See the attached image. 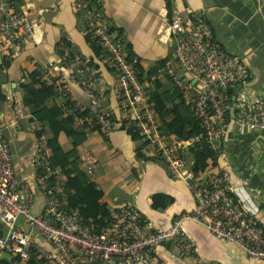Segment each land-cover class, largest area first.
I'll return each instance as SVG.
<instances>
[{
	"label": "built area",
	"instance_id": "built-area-1",
	"mask_svg": "<svg viewBox=\"0 0 264 264\" xmlns=\"http://www.w3.org/2000/svg\"><path fill=\"white\" fill-rule=\"evenodd\" d=\"M75 8L83 12L88 38L96 44L99 60L117 77L118 112L107 105V87L100 74L66 40L57 45L59 62L35 67L42 80L60 97L63 114L71 117L74 125L86 123L88 132L98 125L104 133L122 127L140 134L156 148L173 176L185 182L195 206L177 215L165 228L154 226L130 202L114 208L102 224L86 219L77 208L68 206L62 194V176L44 162L49 147L43 127L33 120L42 149L37 165L41 162L45 170L34 187L16 179L10 142L0 129V256L9 253L25 261L34 249L44 264H86L94 260L114 264L115 258L161 264L152 258L153 249L160 244L175 242L183 253L196 254V244L184 225L190 220L216 238L239 245L249 258L264 260V224L234 194L229 154L221 144L230 121L240 132L249 129L264 133V96H251L245 88L249 71L242 59L219 45L203 13L188 22L173 13L169 23L170 53L161 66L142 78L136 59L129 57L124 34L98 17L94 7L87 6V0H76ZM33 40L34 21L17 11L15 0H0V48L5 58H12ZM164 76L173 80L193 111L204 141L216 158L215 170L208 172L203 181L197 178L189 152L200 136L183 139L167 135L161 128L150 92ZM71 84L83 88L88 104L75 99ZM19 106L15 110L21 118ZM80 159L90 173L96 157L83 153ZM50 174L55 175L52 186L47 182ZM35 190L45 196L38 212L31 208ZM19 218L39 235L40 241L17 225Z\"/></svg>",
	"mask_w": 264,
	"mask_h": 264
},
{
	"label": "crops",
	"instance_id": "crops-1",
	"mask_svg": "<svg viewBox=\"0 0 264 264\" xmlns=\"http://www.w3.org/2000/svg\"><path fill=\"white\" fill-rule=\"evenodd\" d=\"M15 1L17 11L24 12L34 21V40L26 42L12 58H5V51L0 48V129L10 142L16 179L34 187L42 149L40 132L32 121L40 123V118L48 111L43 108L32 115L22 106L19 84L24 74L36 66L59 62L61 55L57 45L66 40L73 44L87 65L100 74L107 87V105L116 114L118 81L115 73L99 60L96 44L89 41L83 12L75 8L76 0ZM94 9L98 17L124 34L128 54L136 59L142 78L161 66L170 53L172 37L169 23L172 14L188 22L193 16L203 13L214 39L247 66L249 78L245 88L250 95L264 96L262 0H96ZM160 84L158 82L156 86ZM70 91L78 102L88 104V96L80 85L71 84ZM52 101L59 102L60 97L55 96ZM16 105H20L21 118L15 110ZM58 141L64 151L72 147L70 137L64 132L59 133ZM141 141L145 140L141 137ZM146 143L141 148L143 156H138L137 142L128 129L119 127L108 133L96 128L89 131L78 146V152L79 157L83 153L96 157L90 173L81 162V168L89 174L94 186L85 187L82 202L88 207L103 203L110 213L120 204L130 202L154 226L165 228L177 215L192 211L195 199L185 182L173 176L156 148ZM221 144L229 154L234 194L239 199L245 198L252 209L250 213L264 224V133L249 129L240 132L238 126L230 121ZM208 162L207 167L197 174L199 181L215 170L212 160ZM34 194L31 208L38 212L45 203V196L38 190ZM165 198H169L166 206ZM17 225L30 231L34 240L40 241L39 235L30 230L21 218ZM184 225L196 244V254H185L175 242H167L153 249L155 262L264 264V260L249 258L239 245L216 238L196 222L187 220ZM12 256L4 255L3 258L11 259ZM86 264L103 263L94 260ZM114 264L143 263L115 258Z\"/></svg>",
	"mask_w": 264,
	"mask_h": 264
},
{
	"label": "trees",
	"instance_id": "trees-1",
	"mask_svg": "<svg viewBox=\"0 0 264 264\" xmlns=\"http://www.w3.org/2000/svg\"><path fill=\"white\" fill-rule=\"evenodd\" d=\"M95 5L96 0H87V6L95 7ZM95 50L98 54L96 46ZM129 57H131L130 54ZM41 77V72L34 68L24 74L19 87L21 88L22 106L26 107L30 114L34 115L43 108L48 111L39 120L44 127L43 133L49 147V154L43 160L51 170H57V174L62 176V194L67 199L68 206L77 208L86 219L91 218L102 224L104 218L108 217L110 213L108 207L103 203L88 207L82 202L85 187L94 186L89 174L81 168L78 152V146L85 140L88 133L87 124L74 125L72 118L63 114L59 102L52 101L53 97L57 95ZM160 80V86H156L150 93L154 109L160 117L162 130L167 134L172 133L183 139L194 135L200 136L189 147L196 172L199 173L204 170L209 164V160H212V166L216 165V158L204 141L203 131L196 120V116L181 98L173 80L168 76H164ZM169 105L171 106L169 107ZM96 129L100 130L98 125ZM129 131L132 138L137 142V155L143 156L141 148L147 144L146 141H141L140 134ZM60 132H64L71 139L72 147L67 151H64L59 144L58 135ZM43 174H45V170L40 162L36 167V178ZM54 181L55 175L50 174L47 178L48 185L52 186ZM168 202L169 198H165L164 206ZM0 264H44V261L37 256L34 249H31L30 256L25 261H20L19 258L12 256L11 259L0 258Z\"/></svg>",
	"mask_w": 264,
	"mask_h": 264
},
{
	"label": "water",
	"instance_id": "water-1",
	"mask_svg": "<svg viewBox=\"0 0 264 264\" xmlns=\"http://www.w3.org/2000/svg\"><path fill=\"white\" fill-rule=\"evenodd\" d=\"M262 2H263V5H264V0H262ZM240 200L243 202L244 206H245L249 211L252 212V209L248 206V205H249L248 201H247L245 198H242V197L240 198ZM4 255H8V256H9V253H5V254H3L2 256H0V258H3Z\"/></svg>",
	"mask_w": 264,
	"mask_h": 264
}]
</instances>
